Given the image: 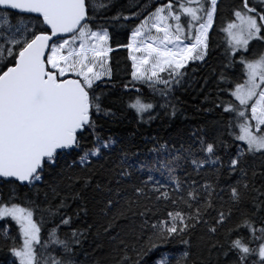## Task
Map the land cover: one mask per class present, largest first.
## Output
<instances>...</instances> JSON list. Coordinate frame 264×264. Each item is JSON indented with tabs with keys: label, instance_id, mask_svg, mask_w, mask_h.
<instances>
[{
	"label": "snow or ice",
	"instance_id": "snow-or-ice-1",
	"mask_svg": "<svg viewBox=\"0 0 264 264\" xmlns=\"http://www.w3.org/2000/svg\"><path fill=\"white\" fill-rule=\"evenodd\" d=\"M116 6L0 0V248L15 258L7 264H264V48L249 49L264 42V0H240L222 29L228 49L218 91L233 99L213 105L228 119L171 143L154 140L151 158L133 153L136 160L123 140L102 135L115 116L97 83L112 76L108 26L131 25L118 47L128 50L132 84L165 101L130 103L150 123L159 109L168 115L171 106L175 115L167 100L173 86L190 61H205L218 0H129L135 11L108 15ZM236 63L243 82L227 75ZM78 182L108 193L100 209L109 239L103 255L86 258V230L73 227L69 199L86 211L73 189ZM46 223L52 226L42 235ZM198 227L201 255L193 260ZM176 241L187 246L179 258L167 248Z\"/></svg>",
	"mask_w": 264,
	"mask_h": 264
},
{
	"label": "trees",
	"instance_id": "trees-1",
	"mask_svg": "<svg viewBox=\"0 0 264 264\" xmlns=\"http://www.w3.org/2000/svg\"><path fill=\"white\" fill-rule=\"evenodd\" d=\"M138 2L143 3L144 0H138ZM160 2L162 0H154V4ZM239 2L240 0H219L213 27L209 32V50L205 61H190L187 66L188 75L183 78L179 85L173 86L171 94L167 97L170 104L174 105L175 115L171 114L173 111L171 106L167 109L168 115H165L164 109H159V115L150 123L140 122L135 111L129 107L130 103L136 97L154 103H164L165 101L161 100L158 95H154L146 84L136 83L134 86L132 84L131 61L128 59V50L125 47H118V45H124L128 42L131 25L123 26L124 22H121L120 25L108 26L112 37L110 44L113 49L119 48V50L109 55V66L112 70L111 78L104 80V83L99 82L101 89L106 93L104 97L105 105L115 113L114 117L104 122L102 135L111 136L118 142L123 140L128 149L130 160L137 159L136 155H132L133 153H137L140 159L151 158L152 154L148 150L154 147V140H158L161 144L171 143L179 138L178 134L187 138L197 129L208 130L218 121L228 119V114L223 113L222 108L214 107L213 101L219 103L220 100L233 99L230 95L221 94L218 91V87H225L222 82L218 81V75L223 70L226 50L228 49L227 34L222 29L234 18L231 14L232 9ZM250 2H255V0H250ZM128 3L129 0H116L117 6L108 15H115L117 11L129 15L131 11L136 9L129 8ZM185 19L186 17H182V23ZM257 48L261 51L264 48V42H250V52H254ZM245 55L248 56V53H245ZM236 59H239V52L236 54ZM193 68L195 71H193ZM227 75L235 82H243L245 78L242 65L239 63L232 65L227 70ZM124 84H128V88H124ZM217 97H219V100H217ZM235 131L238 132V129ZM237 143L242 144V142ZM156 177L164 179L158 173ZM221 186L226 187L223 181H221ZM73 189L81 191V195L85 197L83 207L86 211H79L78 205L81 204L79 200L69 199L68 212L69 215H73V227L86 230V238L82 241L83 250L89 253V257L86 258L103 255L109 250V239L103 232L104 219L100 209L103 207L104 197L108 193L95 190L94 182L88 188L83 189L78 182L73 186ZM62 194H67V190ZM224 198L227 200V192L224 193ZM167 210H174V207L169 205ZM76 212H79L78 216L74 215ZM160 219H166V213L160 215ZM236 219L237 217L234 216L233 221L226 226H230ZM89 225H91V228L88 227ZM51 226V223H46L44 229H42V235L44 230ZM15 231L16 229L13 227V234H15ZM65 231L67 229L62 227L61 234ZM202 234L203 231L199 227L193 233L191 247V258L193 260L198 259L201 255L196 247V241ZM97 245L100 247H97ZM167 248L171 250V255L177 258L180 257L183 251L187 250V246L180 244L178 241L168 245ZM9 260H15V258L6 249L0 248V264H7ZM16 264H18V261Z\"/></svg>",
	"mask_w": 264,
	"mask_h": 264
},
{
	"label": "rangeland",
	"instance_id": "rangeland-1",
	"mask_svg": "<svg viewBox=\"0 0 264 264\" xmlns=\"http://www.w3.org/2000/svg\"><path fill=\"white\" fill-rule=\"evenodd\" d=\"M218 2H219V0H218ZM215 19V18H214ZM211 30V29H210ZM186 43H187V41H185ZM260 52V50H258V48L254 51V53H259ZM110 55V54H109ZM137 55H139V54H137ZM163 75V74H162ZM104 80H106V79H108V77H105V78H103ZM100 81H97V83H99Z\"/></svg>",
	"mask_w": 264,
	"mask_h": 264
},
{
	"label": "water",
	"instance_id": "water-1",
	"mask_svg": "<svg viewBox=\"0 0 264 264\" xmlns=\"http://www.w3.org/2000/svg\"><path fill=\"white\" fill-rule=\"evenodd\" d=\"M117 50H119V48H117V49H113V51H112V52H114V51H117ZM112 52H111V53H112Z\"/></svg>",
	"mask_w": 264,
	"mask_h": 264
}]
</instances>
